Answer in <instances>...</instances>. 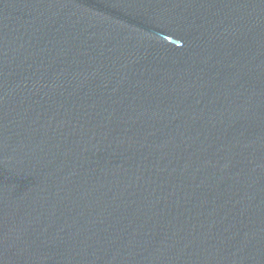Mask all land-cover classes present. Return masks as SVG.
I'll return each mask as SVG.
<instances>
[{
    "label": "water",
    "instance_id": "1",
    "mask_svg": "<svg viewBox=\"0 0 264 264\" xmlns=\"http://www.w3.org/2000/svg\"><path fill=\"white\" fill-rule=\"evenodd\" d=\"M0 264H264V0H0Z\"/></svg>",
    "mask_w": 264,
    "mask_h": 264
}]
</instances>
